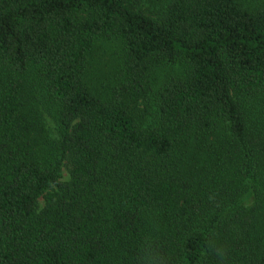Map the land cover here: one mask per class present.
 <instances>
[{"label":"trees","instance_id":"1","mask_svg":"<svg viewBox=\"0 0 264 264\" xmlns=\"http://www.w3.org/2000/svg\"><path fill=\"white\" fill-rule=\"evenodd\" d=\"M0 264H264V0H0Z\"/></svg>","mask_w":264,"mask_h":264},{"label":"rangeland","instance_id":"2","mask_svg":"<svg viewBox=\"0 0 264 264\" xmlns=\"http://www.w3.org/2000/svg\"><path fill=\"white\" fill-rule=\"evenodd\" d=\"M163 1H165V0H163ZM244 1H246V3H248V0H244ZM154 6L155 5L153 3H148L145 6V10L149 13H153V12H155ZM104 46L106 48V49H104V57H103L105 65H104V67L101 66V70H100L101 72H105L106 69H109L111 56H114L110 51L111 49H113L114 45L112 43H110V44H105ZM175 69L180 70V67L172 68L171 66H169V67H165V68H161V69L159 68L154 73H152V75L148 76L147 82H148V84H151V88H152V90H149V94L151 96L153 94H155L156 88L159 86L160 81H162L161 78L164 77L166 75V73L174 71ZM149 102H150V97L145 98V99L144 98L139 99L138 103L136 105L137 112L139 114H143L144 109H145L146 105L149 104ZM48 123H49L50 127H54L53 126L54 121L52 118H49ZM68 180H69L68 172H67L66 168H63L61 181H68ZM43 207H44V200L40 199L39 200V209H42Z\"/></svg>","mask_w":264,"mask_h":264}]
</instances>
